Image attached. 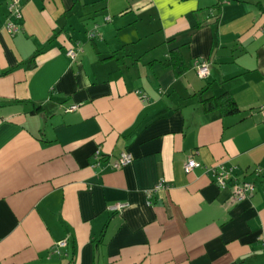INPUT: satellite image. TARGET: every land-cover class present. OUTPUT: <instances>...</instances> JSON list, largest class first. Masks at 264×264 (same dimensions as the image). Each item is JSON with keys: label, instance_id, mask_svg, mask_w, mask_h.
<instances>
[{"label": "crops", "instance_id": "1", "mask_svg": "<svg viewBox=\"0 0 264 264\" xmlns=\"http://www.w3.org/2000/svg\"><path fill=\"white\" fill-rule=\"evenodd\" d=\"M11 1L0 0V264H264V0H16L14 35ZM174 48L182 74L164 64ZM227 92L238 112L206 106ZM123 151L133 161L114 168ZM188 157L201 162L190 173ZM219 164L253 195L220 187Z\"/></svg>", "mask_w": 264, "mask_h": 264}, {"label": "built area", "instance_id": "2", "mask_svg": "<svg viewBox=\"0 0 264 264\" xmlns=\"http://www.w3.org/2000/svg\"><path fill=\"white\" fill-rule=\"evenodd\" d=\"M263 7H264V1H263ZM22 17H23L22 10L21 7L18 6L17 1L16 0L11 1L9 3V16L5 23V28L11 35H14L20 30L21 26L17 22V20H20ZM94 35L95 33L93 31L89 32L90 37H93ZM77 50L78 49L76 47H70L66 50V54L71 58H75L77 55ZM194 68L200 77H206L210 72L209 61L206 58L198 57L194 60ZM137 93L141 94L140 91H137ZM146 98H147L146 95H142L143 100H145ZM77 108H78V104H72L66 107V111H73ZM260 110L264 115V105L261 106ZM99 156L100 154L99 152H97V158ZM132 161H133L132 153L128 151H123L115 158V160H113L112 165L114 168H121L130 164ZM200 166H201V162L194 159L193 157H188V159L184 164V169L186 173H190ZM212 175L214 181L220 187L224 188L228 186L230 182H232V186L234 187V196L237 201H243L249 198L250 196H252L253 193L255 192V183L253 181L233 180L231 167H227L223 164H219L212 169ZM167 187L168 185L166 184V182L164 180H160L152 190L158 191ZM124 206L125 203H117L115 205L110 206V209L119 210ZM66 246H67V239H61L57 241L53 248V253L60 254L62 248Z\"/></svg>", "mask_w": 264, "mask_h": 264}, {"label": "trees", "instance_id": "3", "mask_svg": "<svg viewBox=\"0 0 264 264\" xmlns=\"http://www.w3.org/2000/svg\"><path fill=\"white\" fill-rule=\"evenodd\" d=\"M164 64L171 65L177 74H182L187 68V64L178 48L170 51L169 58ZM205 104L209 109H219L224 114L236 113L240 110L234 96L228 92L205 100Z\"/></svg>", "mask_w": 264, "mask_h": 264}]
</instances>
